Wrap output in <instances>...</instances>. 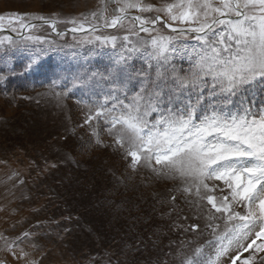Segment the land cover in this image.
<instances>
[{
  "label": "snow or ice",
  "instance_id": "6c2138e0",
  "mask_svg": "<svg viewBox=\"0 0 264 264\" xmlns=\"http://www.w3.org/2000/svg\"><path fill=\"white\" fill-rule=\"evenodd\" d=\"M102 4L91 16L103 21L104 28L123 27L133 9L155 12L153 18L132 17L133 28L138 22L139 31L131 34L139 37L144 32L148 39L139 37L134 43L128 35H96L101 29L97 24L86 27L87 17L57 21L32 16L58 36L65 35L56 30L58 23L71 24L72 33H91V38L77 43L113 50L111 63L103 70L82 68L71 77L54 80L49 89L60 101L77 88L102 95L84 102L89 109L85 123L103 118L115 144L131 157L133 170L143 165L157 175L179 177L185 182L184 193L193 194L195 189L194 195L207 201L209 221L222 219L223 230L218 223L206 224L212 230L213 239L206 242L212 253L197 247L185 264H221L231 246L243 247L242 240L253 233L264 239V102L257 106L244 95L257 85L264 91V0H171L159 7L143 0H102ZM112 4L116 7L110 8ZM14 15L18 22L23 20ZM158 24L170 32H162ZM37 27L21 23V28ZM189 39L199 47H193L191 66L182 72L171 58L188 50ZM43 43L45 38L38 35L23 36L21 41L0 37V52L16 48L33 52L24 68L28 72L39 59L35 53L43 52L32 45ZM137 53L146 56L148 70H137L130 63ZM4 79L0 75V81ZM93 134L97 144L102 143L99 134ZM217 181L221 183H209ZM197 227L193 224L191 229ZM257 248L264 251V244ZM238 259L233 258L232 264Z\"/></svg>",
  "mask_w": 264,
  "mask_h": 264
},
{
  "label": "rangeland",
  "instance_id": "374dc122",
  "mask_svg": "<svg viewBox=\"0 0 264 264\" xmlns=\"http://www.w3.org/2000/svg\"><path fill=\"white\" fill-rule=\"evenodd\" d=\"M143 2L159 7L162 3L171 2V0H143ZM102 7V0H0V17H4L0 21V28H2L0 37H11L12 35L7 34L11 32L14 34L15 39H12L15 41H21L22 37L27 35H38L45 38V43L32 45V49L38 47L43 49V52L35 53L39 59L33 69L28 72H25L24 68L32 59L33 52L20 48L11 49L6 53L0 52V75L6 76V79L0 81V85L7 88L0 92V264H80L78 262L80 260L72 256V249L80 248L81 245L85 246L88 240L86 233L77 239L75 237L65 239V235L59 234L58 224L57 226L52 224L38 227L35 224L40 215H37V212L28 213L30 195L36 197L39 193L40 199H45L43 191L52 188L48 184H42L41 180L47 178L48 181H54L57 179L56 173H53L51 169L46 171L50 173L38 176L40 180L37 179L30 184L29 181H26L27 184L20 181L17 185L8 187L9 182L15 180L17 176L23 175L27 179L31 175L29 166L34 158L42 164V159H46V156L51 158L54 155V159H59L61 163H65L69 158L76 159L78 163L81 157L74 152L73 145L77 140L85 139V133L87 136H94L97 140V136L93 134L94 131L99 134V139L103 143L101 145L112 148V150L103 149L94 152L92 154L94 158L98 160L109 158L111 161L119 162L116 151L126 156L125 152L115 144L114 135H109L107 131L109 125L104 123L103 118H94L89 123H85L89 109L84 102L91 103L92 100L102 99V95L92 96L86 89L77 88L67 98L60 101L49 89V85L54 80H59L63 76L71 77L82 68L103 70L111 63L110 54L113 51L111 47L100 48L77 43L85 36L91 38V33H72L70 29L73 25L71 24L58 23L56 25L57 31L65 33L61 37L42 21L31 19L32 16H44L49 20L66 21L75 18L80 21L87 17L86 27L97 24L101 29L95 33L96 35H116L121 38L128 35L134 43L139 42V37L148 39V35L144 32H139V37L131 34L132 31H139V26L136 24L133 28V21L129 15L153 18L156 15L155 12L141 13L133 9L124 21L123 27L113 29L104 28L103 21H96L92 18L91 14L99 12ZM109 7L115 8L116 5L112 4ZM14 14L23 17V20L18 22ZM21 23L36 24L39 27L36 29L21 28ZM148 26L151 27V25ZM156 27L162 32H170V29L163 28L159 24ZM173 27H181V25L173 24ZM13 29L16 30L13 31ZM185 43L188 50L175 53L171 58V64L182 72L191 66L192 59H194V57L190 59L193 47H199L194 39H189ZM130 63L137 70H148L146 56L142 53H137ZM152 63L151 71L154 73L155 62ZM19 82L30 90L26 93L14 94L16 91L12 90L11 86L15 87L14 83ZM133 85H137V82L134 81ZM244 95L249 103L254 100L257 106L264 102V91L260 90L259 85L252 92H245ZM77 101L82 104L79 109L81 115L74 109V106L79 108L76 107ZM154 118L155 113L149 119ZM78 122V129L74 128L77 134L71 136L69 131ZM64 137L68 138L65 144L62 143ZM39 141L43 145L47 143L54 146L48 151V155L43 150L37 155L33 154L32 150ZM128 158L131 161V157ZM51 162L54 160L46 161L45 164L50 166ZM115 170L116 173L117 170L120 172L118 168ZM133 171L138 178L145 179L146 189L154 187L160 196L175 197L176 205L182 203L179 208L182 216L177 218L180 223L175 224V230L181 226L184 227V233H181L184 247L180 248V256L187 259L192 258L195 249L200 246H204L205 253H212V249L206 245L208 240L213 239L212 230L206 227V224L218 223L222 231L223 220L209 221L211 206L207 204V201L199 200L194 195L195 189H193V194L184 193L185 182L179 177L157 175L151 168L143 165H138ZM209 183L220 184L221 182ZM216 215L219 217L220 214ZM193 224L198 225L195 231L191 229ZM253 240L256 243L248 248ZM260 244H264V239H256L253 233L248 239L242 240L243 247L231 246L229 254L221 258V264H232V259L237 256L239 259L236 260V264H243V261L250 257L254 258L251 264H264V251L257 248ZM245 248L248 250L244 251Z\"/></svg>",
  "mask_w": 264,
  "mask_h": 264
},
{
  "label": "trees",
  "instance_id": "16d2710c",
  "mask_svg": "<svg viewBox=\"0 0 264 264\" xmlns=\"http://www.w3.org/2000/svg\"><path fill=\"white\" fill-rule=\"evenodd\" d=\"M14 84L15 87L11 86L14 94L30 90L21 82ZM5 89L0 85V92ZM76 105L79 108L73 105L74 109L81 115L82 104ZM79 122L70 129L71 136L77 134L74 128L78 129ZM67 139L64 137L62 143H67ZM96 141L86 133L85 139L76 141L73 147L81 157L78 163L73 158L61 163L52 155L42 159V164L54 160L51 163L55 164L48 166L34 158L29 166L31 175L27 179L17 176L8 187L20 181L35 182L41 174L50 173H46L50 169L56 173L54 181L41 180L52 188L43 191L45 199H40L39 193L36 197L31 194L27 210L40 215L35 224L38 227L58 224L59 234L65 235V239L88 234L85 246L72 249V256L80 264H185L187 258L179 254L184 247L181 234L184 227L175 230V224L180 223L177 218L182 216L179 209L182 203L176 205L172 197L160 196L154 187L146 189L145 179L138 178L130 167V158L118 151L113 150L120 163L94 158V152L112 150ZM53 147L39 141L32 152L37 155L43 150L48 155ZM115 168L120 172L116 173Z\"/></svg>",
  "mask_w": 264,
  "mask_h": 264
}]
</instances>
